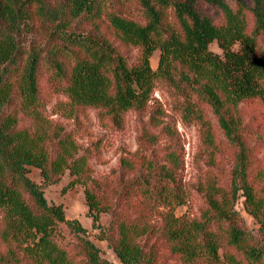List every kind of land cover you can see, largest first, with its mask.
Wrapping results in <instances>:
<instances>
[{"label": "trees", "instance_id": "obj_1", "mask_svg": "<svg viewBox=\"0 0 264 264\" xmlns=\"http://www.w3.org/2000/svg\"><path fill=\"white\" fill-rule=\"evenodd\" d=\"M26 33H36L43 47L26 49L20 41ZM212 43L221 55L210 50ZM130 49L137 50L134 61L124 52ZM155 51L159 61L153 70ZM41 74L64 96L65 102L54 105L64 117L92 109L101 121L121 128L127 113H142L163 89L182 122L199 126L208 147L214 142L205 108L237 148L231 187L209 178L201 187L206 205L199 216H176L175 208L188 198L178 179L177 147L171 145L177 133L159 109L151 111L149 124L170 140L164 164L142 158L145 144L154 143L143 132L120 168L133 172V158L140 156L146 174L123 189L138 192L145 211L158 215L161 225L155 228L146 215L119 219L116 238L108 242L122 264L155 263L153 248L139 242L148 236L162 240L180 264H264L261 237L235 210L242 191L244 207L264 237V200L248 173L255 147L239 112L252 101L264 106V0H65L57 9L42 0H0V264H112L80 223L66 220L62 206L48 203L42 185L27 176V167L37 168L49 185L68 171L71 189L85 186L90 172L72 135L60 133L45 115ZM18 108L25 126L19 125ZM84 194L95 225L102 209L86 188ZM59 224L76 238L73 256L57 241Z\"/></svg>", "mask_w": 264, "mask_h": 264}, {"label": "rangeland", "instance_id": "obj_2", "mask_svg": "<svg viewBox=\"0 0 264 264\" xmlns=\"http://www.w3.org/2000/svg\"><path fill=\"white\" fill-rule=\"evenodd\" d=\"M46 7L59 8L65 4V0H42ZM26 49L43 47V40L36 33H26L20 39ZM210 50L221 55V50L216 43L209 46ZM236 49V47H234ZM131 61H134L137 50L124 51ZM159 51H155L150 63L153 70L157 68ZM39 87L45 99V115L53 121L60 133H70L78 146V155H85L88 160L89 179L85 186L76 185L71 189L66 188L72 180L68 171L61 175L54 184L46 185L39 169L27 167V176L36 184L42 185L44 197L50 204L61 205L66 220H77L86 230L85 237L97 246L103 258L112 264H122L113 250L109 247V237L116 238V223L119 219H135L146 215L155 228L161 225L160 218L156 214L145 211L141 204L138 192H124V183L146 172L139 168V157L133 158L136 169L130 173H124L120 168L121 158H131L138 149L141 139L146 133L154 138L153 144H145V151H141L142 158L147 161L164 164L163 158L167 147L170 145L168 135L161 127H153L149 124L150 113L154 108L159 109L160 118L176 131V139L172 144L177 147V154L181 161L178 171V179L188 195L184 205L175 208L176 216L185 215L189 218H197L205 207V198L201 191L206 180L212 178L221 187H231L236 179L237 148L232 146L224 137L215 117L209 108H205L206 118L210 121L214 146L208 147L202 137V131L196 124H185L180 114L173 108L171 99L163 89H157L148 108L142 113L129 112L124 117L121 128H116L108 119L100 120L92 109H76L73 118H67L55 108L58 102H65L61 94H57L46 83V77L41 74ZM19 110V125L25 126L27 119ZM239 112L243 123L246 125V133L249 144L254 146L253 168L249 170L250 176L259 187V193L264 200V106L258 101L241 104ZM143 132H146L142 135ZM50 155H54V146L50 147ZM235 177V178H234ZM249 177V179H251ZM87 189L95 200L98 201L102 212L98 214V221L93 225L92 218L88 216V206L84 194ZM245 198L242 191L238 192L235 210L243 218L245 226L254 235L260 234V224L251 216L244 207ZM159 211H163L162 208ZM59 245L75 254L76 238L70 233L65 224H59L56 228ZM140 244L152 247L155 252L154 264H180L172 255L166 244L155 236L143 237Z\"/></svg>", "mask_w": 264, "mask_h": 264}]
</instances>
